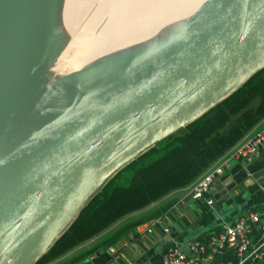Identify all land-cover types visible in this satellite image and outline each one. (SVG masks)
Returning <instances> with one entry per match:
<instances>
[{
    "label": "water",
    "instance_id": "95a60500",
    "mask_svg": "<svg viewBox=\"0 0 264 264\" xmlns=\"http://www.w3.org/2000/svg\"><path fill=\"white\" fill-rule=\"evenodd\" d=\"M47 1L0 0V264L35 261L104 179L264 67V0H204L83 99L30 113Z\"/></svg>",
    "mask_w": 264,
    "mask_h": 264
},
{
    "label": "trees",
    "instance_id": "16d2710c",
    "mask_svg": "<svg viewBox=\"0 0 264 264\" xmlns=\"http://www.w3.org/2000/svg\"><path fill=\"white\" fill-rule=\"evenodd\" d=\"M263 116L264 67L231 95L174 134L154 143L101 184L68 227L65 235L70 244L98 236L130 214L161 199L170 189L189 185L198 172L209 170ZM187 127L189 130L185 131ZM179 134H182V142L170 146ZM128 228L125 225L114 229L102 244H112ZM47 253L34 264H43Z\"/></svg>",
    "mask_w": 264,
    "mask_h": 264
},
{
    "label": "crops",
    "instance_id": "0c3cea01",
    "mask_svg": "<svg viewBox=\"0 0 264 264\" xmlns=\"http://www.w3.org/2000/svg\"><path fill=\"white\" fill-rule=\"evenodd\" d=\"M261 127L264 116L213 163L212 167L226 161L227 167L199 198L191 197V187L171 192L78 244H70L65 235L71 221L45 250L43 264H159L170 243L185 249L190 239L209 236L244 213L264 209V142L250 161L229 158L235 147ZM125 225L129 228L121 237L110 245L102 244L114 229Z\"/></svg>",
    "mask_w": 264,
    "mask_h": 264
},
{
    "label": "bare ground",
    "instance_id": "6f19581e",
    "mask_svg": "<svg viewBox=\"0 0 264 264\" xmlns=\"http://www.w3.org/2000/svg\"><path fill=\"white\" fill-rule=\"evenodd\" d=\"M93 1L94 0L47 1V11L36 48V55L39 56L37 66L40 64L44 66V64L48 63V61L43 62L45 57L48 59L49 52L53 51V49L57 50L60 48V43L66 32L65 30H71V28H73L72 26L76 24H73L74 21H76V19L79 20V17L81 18L83 16L84 18V11H86L88 6L90 8L91 3L93 5ZM98 1L99 8L95 11V18H102L107 14L109 15L108 22L102 29L103 32H99L98 36L95 38L89 31V29L92 28L89 25L87 27V34H89V36L83 37L81 33L83 38H81L80 41L78 40L77 44L79 46L76 45L75 47L77 50L75 48L73 49L75 50L73 52L74 54L72 53L73 58H70V60L68 59L69 66L72 67V70L69 68L71 72L74 71L73 73H75L80 71L78 73H84L86 77L82 79L79 75L78 78L77 76L74 77L73 80H77L71 82L74 83L72 86L63 85L65 84L64 82L61 87L57 84L53 85L56 91V95L54 96L55 99L47 106L48 108L46 107L42 110L49 115L59 112L70 102L83 99L99 81L118 71L119 68L127 67L138 60L140 56H143L145 53H148L165 42V40L169 39V37L179 29L181 24L193 14L204 0ZM92 22V24L95 23L94 20ZM59 36H61V39ZM87 45H91V48L87 47ZM66 46L68 47L69 45L66 44ZM62 52L64 51L60 50V55ZM66 52L67 51H65V53ZM66 57L68 58V56ZM69 72L66 73L68 74L67 76H69ZM62 77L65 78V76ZM80 79L82 82H79ZM27 122L30 124L26 125ZM31 124L32 122L28 120H16L12 123L11 128L13 131L20 130V133L22 130L25 131L28 129L29 132H31L33 129L30 128ZM33 124H35V122ZM12 137V135L8 136L9 139Z\"/></svg>",
    "mask_w": 264,
    "mask_h": 264
},
{
    "label": "built area",
    "instance_id": "2783aa9c",
    "mask_svg": "<svg viewBox=\"0 0 264 264\" xmlns=\"http://www.w3.org/2000/svg\"><path fill=\"white\" fill-rule=\"evenodd\" d=\"M263 142L264 127H261L244 143L235 147L229 158L250 161ZM226 167V161L211 167L191 187V197L197 199L202 196ZM206 204L211 205V201L207 200ZM186 249L188 252L177 243H170L159 264H264V209L238 216L231 224L223 225L204 241L190 239Z\"/></svg>",
    "mask_w": 264,
    "mask_h": 264
},
{
    "label": "rangeland",
    "instance_id": "374dc122",
    "mask_svg": "<svg viewBox=\"0 0 264 264\" xmlns=\"http://www.w3.org/2000/svg\"><path fill=\"white\" fill-rule=\"evenodd\" d=\"M95 1V2H94ZM93 1V5H92V3L90 4V8H89V6L87 7L88 9H90V10H88L87 8H86V11H84V13H83V15H84V18H83V16L80 18L79 17V20L78 19H76V21H74V23L73 24H75V26L73 25L72 27L73 28H71V30H68V29H66L64 32L66 33H64V36H63V40H62V42L60 43V48L59 49H57V50H54L53 49V51H51V52H49V56H48V59H47V57H45V59H44V61L43 62H47L48 61V63H46V64H44V66H42V64H40L39 66H37V68L35 69V71H34V73H33V76H32V84H33V87H32V90H31V92H30V94H29V96H28V101H27V104H26V109H27V111L28 112H30V113H34V111H37V110H39L42 106H44L45 108H46V106L48 105V104H50L51 103V101L52 100H54L53 98H52V96H55L56 94V91L54 90V88H53V85H55V84H57L58 86H63V85H68V86H72L74 83H71V82H73V81H76V80H73L74 79V77H76L77 76V78H78V75H79V77L82 79L83 77L85 78L86 76V74H84V73H78V72H80V71H78V72H75V73H73V72H71V68L72 67H70L69 66V60H70V58H73V52L75 51V50H73L75 47H76V45H78L77 43H78V40L80 41V39L81 38H83V37H85V36H89V34H87L88 33V29H87V27L90 25L92 28L91 29H89V31H90V33L93 35V37H97L98 36V34H99V32H101L102 31V29L104 28V26L107 24V22H108V17H109V15L107 14L105 17H100V18H98V17H96L95 18V11H97V9L99 8V5H98V3L97 2H99L98 0H94ZM102 1H104V0H102ZM92 5V6H91ZM88 11V12H87ZM85 12H87V13H85ZM111 18V17H110ZM96 19H97V22H96ZM77 20H78V23H77ZM94 20V24H92L93 21ZM90 22H91V24H90ZM67 30H68V32H67ZM87 31V32H86ZM70 32V33H69ZM71 32H73V33H71ZM103 32V31H102ZM81 33H82V35H83V37H82V35H81ZM72 34V35H71ZM81 37H80V36ZM79 39H78V38ZM59 38L61 39V36H59ZM61 41V40H60ZM74 42H76V43H74ZM82 42H84V41H82ZM74 43V44H73ZM66 44L67 45H69L68 47L66 46ZM72 45H73V48H72ZM70 46H71V49H70ZM79 46V45H78ZM77 46V47H78ZM64 47V48H63ZM65 47H67V48H65ZM87 47H90L91 48V45H87ZM69 48V49H68ZM79 48V47H78ZM63 49V50H62ZM66 49V50H65ZM76 49V48H75ZM60 50L61 51H64V52H62L61 53V55H60ZM70 50V51H69ZM77 50V49H76ZM65 51H67L66 53H65ZM68 53V54H67ZM73 53V54H72ZM65 54H66V56H68V58L65 56ZM63 57H65V58H63ZM67 58V59H66ZM65 59H66V61H65ZM69 59V60H68ZM63 61V62H62ZM65 61V62H64ZM54 63V64H53ZM64 63V64H63ZM67 63V64H66ZM62 64V65H61ZM99 64V63H98ZM110 64V63H109ZM53 66V68H52V66ZM61 65V66H60ZM55 66V67H54ZM66 66H68V67H66ZM61 68V69H60ZM68 70H67V69ZM71 70H70V69ZM56 69V70H55ZM58 69V70H57ZM63 69V70H62ZM50 70V71H49ZM66 70V71H65ZM53 71V72H52ZM64 71V72H63ZM70 71V72H69ZM83 71V70H82ZM67 72H69V76H67L68 74H66ZM70 73H71V76H70ZM66 74V75H65ZM65 76V78L64 77H62V76ZM63 79V80H62ZM81 79L79 80V82H82L81 81ZM63 82L65 83V84H63ZM63 84V85H62ZM50 85V86H49ZM96 85L97 84H95L93 87L95 88L96 87ZM240 86V85H239ZM238 86V87H239ZM55 87V86H54ZM237 87V88H238ZM56 88V87H55ZM236 88V89H237ZM235 89V90H236ZM234 90V91H235ZM233 91V92H234ZM232 93V92H231ZM231 93L229 94V95H231ZM228 95V96H229ZM228 96H226V97H228ZM225 97V98H226ZM220 102V101H219ZM217 104V103H216ZM213 107V106H212ZM211 107V108H212ZM210 109V108H209ZM208 109V110H209ZM43 110V109H42ZM204 114V113H203ZM192 122V121H191ZM190 123V122H189ZM189 123H187V124H189ZM258 123V122H257ZM186 124V125H187ZM186 125H184L183 127H185ZM180 128H182V127H180ZM180 128H178V129H180ZM178 129H176L175 131H177ZM188 131L189 130V127H187V128H185V131ZM175 131H173L172 133L174 134V132ZM172 133H170V134H172ZM169 134V135H170ZM168 136V135H167ZM181 136H182V134H179L178 136H177V138H174L173 139V141L171 142V144H170V146H178L181 142H182V140L180 139L181 138ZM166 137V136H165ZM165 137H163V138H165ZM163 138H161L160 140H162ZM159 140V141H160ZM158 142V141H157ZM147 150V149H146ZM164 150H166V149H164ZM163 150V151H164ZM231 150V148L230 149H228V150H226L220 157H222V156H224L226 153H228V151H230ZM144 152V151H143ZM142 152V153H143ZM165 152V151H164ZM138 156V155H137ZM136 157V156H135ZM134 157V158H135ZM220 157L218 158V159H220ZM133 158V159H134ZM132 159V160H133ZM217 159V160H218ZM216 160V161H217ZM131 161V160H130ZM129 161V162H130ZM215 161V162H216ZM129 162H127V163H129ZM127 163H125V164H123V165H121L119 168H117L115 171H114V173L113 174H110L109 175V177H107L106 179H104L99 185H97L94 189H93V191L87 196V199H85L83 202L85 203L88 199H89V197L91 196V194L92 193H94L100 186H101V184H103L107 179H109L111 176H113L114 174H116L121 168H123ZM211 165V164H210ZM211 167V166H210ZM209 166H208V168H210ZM207 169V168H206ZM208 171V170H207ZM206 171V172H207ZM206 172H198L197 173V175H196V177H195V179L189 184V185H187V186H180V187H175V188H172V189H170L165 195H167V194H169V193H171V192H174V191H177V190H182V189H185V188H190V187H192ZM164 195V196H165ZM163 196V197H164ZM84 203H82L81 204V206H80V208H79V210H78V212L76 213V215L74 216V218L71 220V221H73L74 219H75V217L78 215V213H79V211H80V209H81V207H82V205L84 204ZM152 203V202H151ZM150 204V203H149ZM39 258V257H38ZM38 258L35 260V261H33L32 263H30V264H34L37 260H38Z\"/></svg>",
    "mask_w": 264,
    "mask_h": 264
}]
</instances>
